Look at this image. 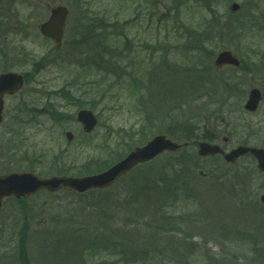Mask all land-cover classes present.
<instances>
[{"label": "rangeland", "instance_id": "rangeland-1", "mask_svg": "<svg viewBox=\"0 0 264 264\" xmlns=\"http://www.w3.org/2000/svg\"><path fill=\"white\" fill-rule=\"evenodd\" d=\"M0 2L8 7L0 11V73L26 77L5 97L0 173L84 176L157 134L190 144L136 166L108 189L7 198L0 264H264V177L251 162L227 169L198 159L190 143L203 139L206 110L245 99L248 84L233 87L212 62L224 49L264 60V0ZM57 4L69 9L61 49L38 31ZM196 79L197 87L190 83ZM18 108L21 123L13 119ZM82 108L98 118L92 133L76 120ZM179 159L182 172H167ZM161 178L173 183L172 205L142 196L130 206L139 187H161Z\"/></svg>", "mask_w": 264, "mask_h": 264}, {"label": "water", "instance_id": "water-1", "mask_svg": "<svg viewBox=\"0 0 264 264\" xmlns=\"http://www.w3.org/2000/svg\"><path fill=\"white\" fill-rule=\"evenodd\" d=\"M232 11H236L239 5L233 3L230 6ZM68 10L65 6L58 5L50 10L46 21L39 25V31L42 35L49 37L57 45H61L64 34ZM215 66L225 64L238 65V60L228 51L220 52L214 61ZM23 84V78L20 74L7 72L0 75V121L3 108L2 97L4 94H13L18 91ZM260 95L257 89H252L245 103V108L254 111L257 108ZM77 120L82 124L85 132L93 130L97 124V119L89 110H79ZM68 140L72 139L70 132L66 133ZM180 145L172 141L170 137L164 134H158L149 139L144 145L136 146L129 151L122 159L109 166L105 170L83 177L70 176H52L40 178L34 173L13 172L0 175V211L2 210V201L6 197H15L17 199L29 196L36 191L54 192L60 189L83 193L91 189H104L110 187L125 173L135 166L148 162L164 151H176ZM222 152L217 145L206 142L197 143V154L207 156ZM250 152L257 160L258 168L264 172V149L253 147H237L224 155L227 162H233L237 157ZM260 201L264 204V194L260 196Z\"/></svg>", "mask_w": 264, "mask_h": 264}, {"label": "flooded vegetation", "instance_id": "flooded-vegetation-1", "mask_svg": "<svg viewBox=\"0 0 264 264\" xmlns=\"http://www.w3.org/2000/svg\"><path fill=\"white\" fill-rule=\"evenodd\" d=\"M229 51L238 58V65L215 67L213 60V68L216 71H221L224 79L231 82L233 87L238 83L248 84L246 89L247 94L245 99V93L242 97V101L244 99L243 104L242 101L239 105H235L234 107H224L223 104H219L217 108L211 111L206 110V117L202 124V140L211 144H216L222 151L220 154L206 158L217 160L220 162L221 167L227 169L235 167L242 160L244 162H251L257 176L264 177V172L260 171L258 168L256 158L249 152L236 158L233 162L224 160V155L236 147L242 146L264 149V108L259 113V105L262 100H264V60L255 62L251 59H242L231 50ZM207 64H210V60ZM212 73H214V70L212 68L210 69L208 66L205 73L208 78V85H212L213 83ZM252 89H257L260 95V100L254 111L245 108V102ZM263 193L264 192L261 194Z\"/></svg>", "mask_w": 264, "mask_h": 264}, {"label": "trees", "instance_id": "trees-1", "mask_svg": "<svg viewBox=\"0 0 264 264\" xmlns=\"http://www.w3.org/2000/svg\"><path fill=\"white\" fill-rule=\"evenodd\" d=\"M5 8H8L7 5H5V4H3V3L0 2V11L2 12L1 16L5 13V11H3ZM7 11L9 12L8 13V16H11L13 14V12H12L13 10L11 8H9ZM92 20H93L92 21V24H94L95 26H98V24H99L98 23V20L97 19H92ZM108 52L110 54V51H108ZM110 60H111L110 59V56H108V63H110ZM190 83H192V85L193 86H196V87L201 84L198 79L192 80ZM176 88H177L178 91H185V92H187V90H188L187 88H184V90H179L178 87H176ZM182 100H184V99L182 98ZM178 151H176V152H178ZM194 154H195V152H194ZM195 157L198 158L196 155H195ZM109 163L111 164L112 162L110 161ZM110 164H108L106 162L104 165H105V167H107ZM98 166H100V164H98ZM182 167L183 166H182L181 159H179L176 162V164L170 165V166L167 167L168 168L167 169V172H175L176 173V172H179L180 169H181V172H182V170H183ZM178 175L179 174H175L173 176V180L177 181L178 180ZM160 181L162 183V185H160L161 187H158V185H153L151 187H146V188H144L143 186H141V188L139 187L138 188V191L135 192V193H133L130 196L129 201H127V202L130 204V206H136V204L138 202H140V200H141L140 197H142V196H144V198H142L143 200L145 199L147 201H150V200L151 201H155V202H157L156 203L157 205H162L163 206L166 203L171 202L172 201V198H169L170 197V191L173 189L172 188L173 187V183H172L171 179H168V180L164 181L161 178ZM175 188H176V186H175ZM172 204H173V201L169 205H172Z\"/></svg>", "mask_w": 264, "mask_h": 264}]
</instances>
